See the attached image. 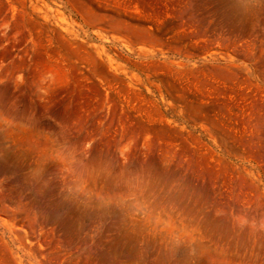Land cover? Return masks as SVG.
I'll return each instance as SVG.
<instances>
[{"label":"rangeland","instance_id":"obj_1","mask_svg":"<svg viewBox=\"0 0 264 264\" xmlns=\"http://www.w3.org/2000/svg\"><path fill=\"white\" fill-rule=\"evenodd\" d=\"M0 264H264V0H0Z\"/></svg>","mask_w":264,"mask_h":264}]
</instances>
